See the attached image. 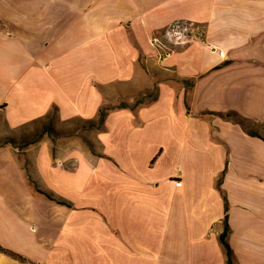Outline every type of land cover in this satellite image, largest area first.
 Wrapping results in <instances>:
<instances>
[{
    "label": "crops",
    "instance_id": "obj_1",
    "mask_svg": "<svg viewBox=\"0 0 264 264\" xmlns=\"http://www.w3.org/2000/svg\"><path fill=\"white\" fill-rule=\"evenodd\" d=\"M176 22L193 36L159 55ZM150 89L107 113L94 153L0 145V248L25 259L0 264H226L225 205L231 264H264V0H0V131ZM42 152L81 169L74 198Z\"/></svg>",
    "mask_w": 264,
    "mask_h": 264
},
{
    "label": "rangeland",
    "instance_id": "obj_2",
    "mask_svg": "<svg viewBox=\"0 0 264 264\" xmlns=\"http://www.w3.org/2000/svg\"><path fill=\"white\" fill-rule=\"evenodd\" d=\"M170 48V47H169ZM154 93V89H150L149 91H146L145 96H141L140 94L137 97H140L139 99H142L143 102H148L151 98V94ZM112 105H118L120 103H125L126 101L123 99L111 101ZM45 125H50V129H48L42 136L41 134L42 127ZM83 121L79 119H70L68 121H62L60 119H53L45 118L33 121L30 123H27L15 130H2L0 131V141H4L7 138H11L14 140L16 145H23L26 141H31L34 139V142H31L29 144H25L23 147H18L11 144L12 146L18 148V150H21L25 148L26 146L36 143L40 140H49L50 146H51V152L52 155H58L59 152H62V154L66 155V153L74 151L75 150V139L82 142L84 145V149L90 150L91 152L94 151V147H96V143L94 142V139L91 135V133L97 129L95 128H83ZM2 128V126H1ZM258 132L264 136V127L257 128ZM69 132L68 135H61V133ZM8 144V143H6ZM94 153V152H93ZM40 155V166L38 167L37 172L41 176V179L43 180L44 177L49 181L46 183L49 184V189L51 192H53L55 195L59 196H66L71 197L73 194L69 193V190L65 189L69 188L70 184L74 188L77 181L76 177L78 178L81 176L80 174L82 172L79 168L78 172H75V169H64L61 167H67L70 168L69 165L64 164L62 161L55 159L54 164L52 165L51 169L48 171L47 164H46V155L42 152ZM170 164L167 163L166 166L168 167ZM163 169H157L156 172L153 173V175L158 176L159 173L162 172ZM45 174V176H44ZM77 174V175H76Z\"/></svg>",
    "mask_w": 264,
    "mask_h": 264
},
{
    "label": "trees",
    "instance_id": "obj_3",
    "mask_svg": "<svg viewBox=\"0 0 264 264\" xmlns=\"http://www.w3.org/2000/svg\"><path fill=\"white\" fill-rule=\"evenodd\" d=\"M156 97V94H155V91L154 93L151 94V98L148 102L152 101L153 99H155ZM146 102V103H148ZM143 101L142 99H136L132 104L130 105H127V103H120L118 105H112L111 103H103L100 105L99 109H98V113L96 115L95 118L93 119H87V120H83V119H80V118H74V119H79L81 121H83V125L82 127L83 128H95V129H100L102 126H103V123H104V120H105V117L107 115V113L112 110V109H115V108H122V107H126V106H130V107H134V106H137L138 104H142ZM226 117L228 118H233V120L237 123H239L243 128L244 130H246L248 133H251V134H255L254 131L250 128H248V123L246 122V120L240 116L237 115V113L233 112V111H230V112H227ZM45 118H50L51 120L53 119H59L58 115H57V109L56 107H53L52 110L47 114L45 115L44 117H40L38 119H35L34 121H37V120H40V119H45ZM33 122V121H32ZM48 129H50V125H45V127L43 126L42 127V131H41V134L38 135V137L41 135H43ZM70 134L69 132H64V133H61V135H68ZM34 140H38V139H34ZM34 140H31V141H26L24 142L23 145H16V143L14 142L13 139L11 138H7L6 140L4 141H0V145H3V144H6V143H12L13 145L15 146H18V147H24L25 144H29L31 142H34ZM224 217H223V230L222 232L220 233L219 235V242L222 244L223 248H224V251H225V255H226V264H231L232 263V260H233V252H232V249L230 248V246L227 244L225 238H226V235L229 231V228H228V225H227V215H226V212H227V206L225 205L224 207ZM5 254L9 255L10 257L14 258V259H17L19 261H24L25 259L23 257H21L20 255H18L17 253L15 252H12L10 250H6V249H2L0 248Z\"/></svg>",
    "mask_w": 264,
    "mask_h": 264
},
{
    "label": "built area",
    "instance_id": "obj_4",
    "mask_svg": "<svg viewBox=\"0 0 264 264\" xmlns=\"http://www.w3.org/2000/svg\"><path fill=\"white\" fill-rule=\"evenodd\" d=\"M188 25L190 23L184 22H176L170 27H168L162 34L164 38L161 40L160 37L154 35L151 38V44L157 50V52L162 55L170 52L176 46L187 42L192 36L194 32H188ZM170 47V48H169ZM181 181L180 179H174V187H180Z\"/></svg>",
    "mask_w": 264,
    "mask_h": 264
},
{
    "label": "bare ground",
    "instance_id": "obj_5",
    "mask_svg": "<svg viewBox=\"0 0 264 264\" xmlns=\"http://www.w3.org/2000/svg\"><path fill=\"white\" fill-rule=\"evenodd\" d=\"M192 28V25H188V32H192L191 30H193V29H191Z\"/></svg>",
    "mask_w": 264,
    "mask_h": 264
}]
</instances>
